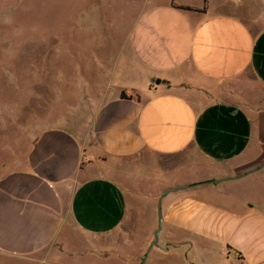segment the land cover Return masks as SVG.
<instances>
[{"label":"crops","instance_id":"1","mask_svg":"<svg viewBox=\"0 0 264 264\" xmlns=\"http://www.w3.org/2000/svg\"><path fill=\"white\" fill-rule=\"evenodd\" d=\"M171 2L143 11L117 51H90L104 90L86 126L48 118L7 166L1 254L58 264L69 239L154 231L176 189L159 241L197 250L186 264H264V166L223 180L264 164V27L244 3Z\"/></svg>","mask_w":264,"mask_h":264},{"label":"rangeland","instance_id":"2","mask_svg":"<svg viewBox=\"0 0 264 264\" xmlns=\"http://www.w3.org/2000/svg\"><path fill=\"white\" fill-rule=\"evenodd\" d=\"M169 1L0 0V178L10 162L19 158L21 146L28 145L39 123L52 118L50 126L73 120L86 126L104 90L101 84L92 85L90 51H117L119 36L129 34L143 11ZM232 1L244 3L239 14L248 24L261 19L259 25L264 27V0ZM121 65L115 64V72ZM131 228L124 226L87 239L85 247L77 238L69 239L75 254L52 255L49 260L58 264H141L154 231L146 232L142 225ZM161 238L162 234L145 264H186V257L197 263V250L187 252ZM57 250L64 253L66 249ZM0 264L50 263L0 253Z\"/></svg>","mask_w":264,"mask_h":264},{"label":"water","instance_id":"3","mask_svg":"<svg viewBox=\"0 0 264 264\" xmlns=\"http://www.w3.org/2000/svg\"><path fill=\"white\" fill-rule=\"evenodd\" d=\"M264 166V164L260 165L259 167H256L254 168L253 170L243 174V175H239V176H235V177H231V178H225L223 180H227V179H236V178H240L248 173H251V172H254V171H257L259 170L260 168H262ZM218 180H214L213 182H217ZM176 189H168V190H165L161 193L160 197H159V200H158V205H157V211H158V216H157V228L154 230L153 232V237L154 239L151 241L144 257H143V260H142V263L141 264H145L146 260H147V257H148V254L150 252V250L158 245V240H159V233L160 231L162 230V200L163 198L165 197V195H167L168 193H170L171 191H174Z\"/></svg>","mask_w":264,"mask_h":264},{"label":"trees","instance_id":"4","mask_svg":"<svg viewBox=\"0 0 264 264\" xmlns=\"http://www.w3.org/2000/svg\"><path fill=\"white\" fill-rule=\"evenodd\" d=\"M172 6L178 9L182 10H190V11H199V12H205L207 10V0L204 2V6L202 8H195V7H190V6H184V5H177L174 0L171 2ZM121 98L123 99H132V95H127L125 91L121 93Z\"/></svg>","mask_w":264,"mask_h":264}]
</instances>
